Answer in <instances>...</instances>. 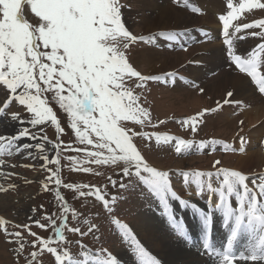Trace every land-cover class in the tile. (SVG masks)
I'll return each mask as SVG.
<instances>
[{
	"label": "snow or ice",
	"instance_id": "snow-or-ice-1",
	"mask_svg": "<svg viewBox=\"0 0 264 264\" xmlns=\"http://www.w3.org/2000/svg\"><path fill=\"white\" fill-rule=\"evenodd\" d=\"M184 3L187 6V0ZM123 8L121 0H0V119L7 118L17 125L13 133L0 134V157L19 154L21 151L31 157L33 152L30 150L34 149L43 161L41 167L50 173L47 180L54 182L55 199L62 209L61 226H57L51 215L41 218L47 219L49 224L41 223V219L33 221L36 227L45 231L51 225L55 229V239L44 238L32 232L29 224L16 225L26 229L27 234L34 238L31 241L32 248L39 247V251L29 253L27 264H36L38 257L44 252L54 256L55 264H81V261L72 258L66 248L61 251L52 245L68 243L63 235L64 229L81 237L99 232L95 224H90L86 232L79 227L69 228L67 215L70 206L60 191L61 187L74 189L80 196L95 197L108 212L112 211V204L116 200L115 197L106 199L107 192L104 188L63 184L60 176L61 147L84 153L83 160L74 156L67 159L74 165L73 170L85 173H91L93 169L84 167V164L111 166L122 162L123 177L134 175L147 185L158 198L171 226L181 236H187V225L169 212V201L178 202L181 208L190 207L203 229L204 250L214 253L219 258V264H234L236 260L264 264V175L250 177L238 170L218 167L222 164L220 160L214 162V172H180L185 184L190 181L201 198L205 191L208 192L205 210L184 200L174 190L170 173L150 166L134 143L136 136H142L146 140L154 137L157 144L175 141L177 154L194 147L201 152L208 149V154H211L216 151V145H221L225 152H244L246 140L243 136L240 137V148L237 150L223 141L201 140L197 143L168 134L138 132L128 126V122L141 128L146 124L157 126L153 124L148 109L141 105V97L136 90L146 89L148 81H160L162 77L142 75L129 62L127 52L131 45L139 41L151 42L156 37H137L132 34L123 19ZM256 10L264 11V0H227L226 13L219 15L218 20L222 24L229 67L250 78L257 92L264 97V72L261 71L264 65V42H259L248 53L241 54H237L234 43L245 39L244 36L237 35L242 29H259L248 35L264 41V19L234 25L245 14H252ZM191 11L200 13L201 9L194 6ZM202 32L206 37L207 32ZM159 35H166L168 41L187 50V43L180 42V37L187 35L186 32H161ZM165 77L174 79L176 74L167 73ZM232 97L233 91L228 90L223 105H242L243 102L233 100ZM53 104L66 114L68 127L79 143L84 145L83 148H73L71 144H65L61 140L65 127L62 126ZM223 105L217 101L216 108L178 123L182 127H190L195 133L205 114L217 112ZM44 125L55 129V142L45 134ZM22 140L25 142L21 143ZM46 143L56 149V155L52 159H49L45 149ZM0 164H3L2 159ZM49 164H55L57 168L53 171L47 168ZM213 178L218 182V187H213ZM109 180L115 187L116 181L111 177ZM43 186L45 190L49 189V183ZM120 187L124 188L126 185L121 181ZM83 188L88 191H82ZM213 195L217 197L215 204L211 199ZM233 200L236 206L233 205ZM214 213L220 214L222 226L229 233L223 251L215 250L210 241ZM7 224L8 221L0 218V227H3L6 236L15 238L9 242L18 245L16 251L20 255L25 251L26 241L21 232H9ZM112 224L117 236L132 245L136 254L133 256V264L136 256L139 257V264H160L142 246L127 223L115 218ZM243 235L249 238L247 254L234 252L235 242ZM96 238L99 239L98 236ZM101 252L106 254V259L101 258ZM129 254L132 255V252ZM83 261L86 264H124L107 249L98 251L92 257L85 251Z\"/></svg>",
	"mask_w": 264,
	"mask_h": 264
},
{
	"label": "rangeland",
	"instance_id": "rangeland-1",
	"mask_svg": "<svg viewBox=\"0 0 264 264\" xmlns=\"http://www.w3.org/2000/svg\"><path fill=\"white\" fill-rule=\"evenodd\" d=\"M142 1L144 0H121L122 4H124L122 11L126 27L132 32V34L139 37L142 32L146 34L165 30L168 31L171 30V28H174V26H167L173 18L171 13H169L168 21L166 20L164 22L165 26H160V28L151 30L148 29V26L145 27L144 17H150L149 15L151 13L142 6ZM197 1L202 5H208L215 0H210V2L209 0ZM219 3L222 5L220 1ZM216 6V11H218L219 5L217 3ZM183 12H185L186 16L192 21L205 19L204 17L190 16L186 11ZM247 16L248 14H245L243 17ZM260 17H264V11L256 10L252 13L253 19ZM195 25L196 26L193 27H211L209 24L204 23H197ZM178 28H181V25H179ZM216 44L219 43L217 42ZM148 48L142 44L138 45L135 43L129 47L127 52L129 62L140 71L142 75L146 76H159L167 74L168 72L179 71V69L186 67V64L190 62L192 56L202 53L198 48L197 51L190 50L187 53L179 54L170 52L166 55V52L160 49L152 48L155 50L154 51ZM142 54L144 55L143 57L141 56ZM149 56H154L156 59L152 60ZM197 62L206 63L209 65L210 69L214 71L211 60ZM189 68L190 67L186 68V70ZM207 69L209 70V68ZM222 70L224 69L222 68ZM222 70L215 71L216 73H211L213 75L210 77V72L207 73L206 71L208 78L202 80V88L207 86L208 93L204 92L203 94L200 91L198 95L196 87L178 86L172 90L166 83L164 77H162L160 81H148L146 89H137L136 92L137 94H140L141 105L148 109L151 113L153 124L157 126L153 127L152 125L146 124L141 128L139 125H135L131 122H128V126L138 132L168 134L185 140H194L196 142L201 140L211 141L229 139L231 142L235 143L239 136L246 132L249 133L250 139L253 138V133L251 132L257 129V126L262 125V123L264 124V117L261 116V119L258 118L259 121L256 124L249 126V123L246 121L248 116H246L245 113L250 109L249 111L256 112L254 116L258 117V114H260L259 111L261 110V104L256 107H246L247 109L238 111V113L235 114H233L231 110L226 109V111H230L228 115L230 117L232 116L231 119L229 118L230 120L228 123L227 121L218 118V115L212 117V115H207L206 113L203 117V122L199 124L195 133L191 131L190 127H182L178 123V121L197 116L199 113L205 112V110L215 108L217 101L222 102L226 98L227 91L225 89L217 92L215 91V87L222 84ZM227 71H229V69ZM231 74L235 73L232 72ZM197 83H199V81ZM235 93H237L236 90L233 91V94ZM53 107L61 118L62 126L65 127V134L61 137V140H63L65 144H71L73 148H83L84 145L79 143L70 127H68L66 114H64L57 105L53 104ZM25 115L27 114L25 113ZM160 121H164V123H159ZM234 121H236V123ZM241 121H243L242 124ZM5 123L6 121L3 123L2 121L0 122V134L4 133ZM43 127L49 140L55 142V129L50 125H44ZM249 128H253V130H249ZM254 136L257 139L259 138L257 134ZM20 142L24 143L25 141L22 140ZM174 142L175 141L168 144L161 142L160 144H157L154 137L152 140H146L142 136L134 137V143H136L137 148L141 151L150 166L156 167L158 170L168 171L170 173L171 181L175 185L178 184L177 175L180 172L187 170L216 171V169L213 168V164L216 160L222 161V164L218 167H225L230 170L235 167L237 156L225 154L220 155L219 153H216L215 155L199 156L193 149L177 154L175 152ZM255 146L260 147L258 142L253 148H255ZM45 149L49 159L55 157L56 149L53 148L51 144L46 143ZM30 151L33 152V156L31 157L26 156L25 153L21 151L19 154L14 153L11 156H7L3 159V164H0V202H4L5 200L8 201V206H3L4 208L0 207V218L8 221L7 229L9 232H21L26 241L25 251L18 255L16 251L18 245L9 242L15 238L6 236L3 227H0V264H27V259H30L29 253L32 251H39V247L35 249L32 248L31 241L34 238L27 234V230L24 228H18L16 225L29 224L32 232H36L41 237H53V239H55V229L51 227V225H49L48 229L45 231L36 227L33 221L51 215L56 220L57 226H61L62 209L59 207L55 199V184L54 182H49L47 180L50 173L46 168L41 167L43 161L38 157L35 150L31 149ZM69 156L78 157L81 160L84 159L83 152L77 153L71 150H65L61 147L60 176L63 184L92 185L104 188L107 192L106 199L111 200V197H115L116 200L114 204H112V211L108 212L104 209L102 202L97 201L95 197L87 195L80 196L74 189L61 187L60 191L62 192L65 201L70 206V211L67 215L69 228L79 227L81 231L86 232L90 224H95L99 228V232H95L94 234L89 233L88 235L81 237L79 234L64 229L63 235L68 243L60 246L53 244L52 246L58 247L61 251L66 248L72 258L81 261V263H86L83 261V253L85 251H87L89 256L92 257L98 251L107 249L109 252L117 255L118 258L123 260L124 264H133L132 259L135 254L134 252L129 251L125 242L121 240V236H117L114 231L115 226L112 224V220L118 218L123 223H127L131 229L133 228L134 235L141 239L138 232L135 230L134 225H147V222L144 221L154 218V215H152L154 214V212H152L154 203L149 200L147 204V200H145L144 196L143 190L148 188L147 185L143 184L142 181H137L139 178L134 175L131 177H123V167H121L123 166V164H121L122 162L118 165L111 166L84 164V167H91L93 169V172L85 173L83 171L73 170L74 165L67 159ZM250 167L251 165L244 166L242 171L254 172L256 169L264 168L262 165L257 168L254 166ZM47 168H51L54 171L57 166L55 164H49L47 165ZM109 177L116 181L115 187L112 186ZM121 181L126 187H120ZM45 183H49L48 190H45L43 186ZM82 191L87 192L88 189L83 188ZM33 209H35V211H33ZM158 220L160 221L161 219ZM158 220L154 219L155 222H158ZM85 221H88V223H85ZM41 223L49 224V221L47 219H41ZM97 236L99 239L96 238ZM141 241L142 246L145 247L152 256L155 254L163 264H166L152 247L149 248L142 239ZM80 245H83L84 247H81ZM130 252H132V255L129 254ZM136 257L138 258V256ZM101 258L106 259V254L101 252ZM36 264H55V258L52 254L44 252L38 257Z\"/></svg>",
	"mask_w": 264,
	"mask_h": 264
},
{
	"label": "bare ground",
	"instance_id": "bare-ground-1",
	"mask_svg": "<svg viewBox=\"0 0 264 264\" xmlns=\"http://www.w3.org/2000/svg\"><path fill=\"white\" fill-rule=\"evenodd\" d=\"M169 1L170 0H146V1L144 0L142 1V6L145 7L151 13L149 15L150 17H144L145 27L148 26V29L151 30V29L160 28V26H165L164 22L166 20L168 21L169 13H171L173 15V18L171 19L170 23H168L167 25V26H174V28H171V30L179 29L178 28L179 25H181L180 29H185V28L192 29L193 26H196L195 24L197 23L209 24L213 28H218L214 20V17L212 16L213 14L212 8L215 9V11L217 10L216 3L219 5V8L222 7V5H220L218 0H215L214 2L208 4L207 6L208 12H207V15L204 17L205 19H199L197 21H192L190 18L186 16L185 12L173 7ZM199 1H204V0H199ZM179 20H180V23H179ZM214 44H207V45L202 46L201 50H205L207 53L203 51L205 52L204 55L202 57L195 59L194 61V62H197V61L211 60L214 71L210 69L209 65H207L204 62H201V63H203L207 68H209V70L205 66L201 67L200 69H197V67L187 69L188 75H190L194 79L193 81L196 84H202V80H204L205 78H208L207 73L210 72L211 74L215 71L222 70V68L225 67L224 58L222 56L223 48L220 43L216 45ZM155 54H158V53H155ZM167 54L168 53H166V55ZM223 54H224V51H223ZM149 55H150V52H149ZM141 56L143 57L144 55L142 54ZM150 59L154 60L156 58L152 56L150 57ZM202 69L205 70L204 73ZM228 69L229 71H227ZM228 69L222 70L223 71V76H222L223 81L221 85L215 87V91L217 92L222 89H225L226 91L236 90L237 93L233 94V97L231 99L236 98L233 100L243 102L245 107H256L261 104L260 106L261 110L259 111L260 114H258L259 115L258 117L254 116V114L256 113L254 111H249L245 113L246 116H248L246 121L249 123V126H253L259 121L258 118L261 119V116L264 117V99L256 92L255 88L252 86L250 81H248V78H246L245 76H241L239 73H238L239 75H237V73L233 71V68L228 67ZM232 72L235 74H231ZM198 81L199 83H197ZM205 88L206 89L204 92L208 93L207 86H205ZM227 112L229 113L230 111H227ZM228 113H225L219 116L218 118H221L223 119V121H227L228 123L229 120L231 119ZM1 121L2 123L6 121V123L4 124V131H3L4 133L11 134L16 130L17 125L13 124L10 120L4 118V119H1ZM249 130H253V128H249ZM251 133H253V138H251V143L248 146L247 152L243 155L236 157L237 159H236L235 167L232 168L234 170H238L242 172V168L247 165L248 166L251 165V167L254 166L255 168L261 165L264 166V158H263L264 147L261 148V145H260L261 140L264 137V124L262 123V125L257 126V129L253 130ZM255 134L259 136L258 139L254 136ZM257 142L260 147H257V149H255L253 148V146L256 145ZM177 191L182 195V193L180 192V189H178ZM7 202H8L7 200H5L4 202H0V207L4 208L8 206ZM154 219L158 220L156 216H154V218H150L144 221V222H147V225L146 224L136 225V226L134 225V227H135V230L138 232V235L144 241V243L149 248L152 247L154 251L157 253V255L160 256L165 261L166 264H209V263H206V261L203 258L199 257L198 255H195L193 252H189L188 250H186L182 246L179 240H175L171 238L168 235V231L164 223L162 222V220L160 221L158 220V222H155ZM200 229L203 230L201 223L199 222V229L197 230L200 231ZM141 239L139 240L141 241ZM155 257L159 260V258L156 255ZM159 262L162 263L160 260Z\"/></svg>",
	"mask_w": 264,
	"mask_h": 264
}]
</instances>
